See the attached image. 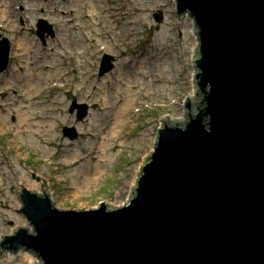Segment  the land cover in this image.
Segmentation results:
<instances>
[{"label": "water", "instance_id": "obj_1", "mask_svg": "<svg viewBox=\"0 0 264 264\" xmlns=\"http://www.w3.org/2000/svg\"><path fill=\"white\" fill-rule=\"evenodd\" d=\"M170 3L190 20L194 102L179 105V122L159 121L120 208H55L41 181L22 200L19 188L17 213L23 201L33 233L14 228L0 254L38 264H264V0ZM8 57L3 44L0 71ZM113 61L104 57L100 77ZM76 111L88 116L77 102Z\"/></svg>", "mask_w": 264, "mask_h": 264}, {"label": "rangeland", "instance_id": "obj_2", "mask_svg": "<svg viewBox=\"0 0 264 264\" xmlns=\"http://www.w3.org/2000/svg\"><path fill=\"white\" fill-rule=\"evenodd\" d=\"M43 2L47 14L42 6L28 7L26 20L57 18L60 30L44 47L32 20L24 35L31 49L28 55L24 50L13 55V61L21 68V61H35L34 75L45 64L49 71L41 69L45 75L30 87L25 84L29 70L0 73V241L14 228L29 230L17 213L19 188L34 192L40 179L55 208L122 207L143 154L151 157L159 121L179 122V105L194 102L190 20L173 14L170 0H99L98 6L90 0ZM17 3L8 2L0 21ZM159 13L162 23L155 20ZM11 17L19 21L25 14L15 10ZM11 17L1 25L13 29L9 39L16 42L19 32L16 25L10 27ZM106 55L115 68L99 78ZM31 98L30 109L21 111L22 102ZM75 101L90 108L82 122L69 113ZM65 127H75L79 139L65 138ZM0 264L27 263L23 254L1 252Z\"/></svg>", "mask_w": 264, "mask_h": 264}, {"label": "bare ground", "instance_id": "obj_3", "mask_svg": "<svg viewBox=\"0 0 264 264\" xmlns=\"http://www.w3.org/2000/svg\"><path fill=\"white\" fill-rule=\"evenodd\" d=\"M94 1H96V2H94ZM97 1H99V0H90V3H91V5L98 6V2H97ZM101 5H102V4H99L100 7H102ZM0 8H1V6H0ZM102 8H103V7H102ZM100 11H101V10H100ZM3 14H4V12H3ZM192 34H193V33H192ZM25 46H27V45H26V41L22 42V43L19 45L20 51H21L22 49H24ZM29 49H30V47L27 48L26 50H24V52H25L27 55H28V51H29ZM16 55H17V54H16ZM31 59H32V58L29 57L28 60H31ZM20 63H21V64H24V66H23V67H25L24 69H26V71L29 70V72H30L31 75H32V70H34V69L37 67V64L35 63V61H34L33 64L27 63V60H26V61H21ZM15 68H16V70H17V69H18V66H15ZM37 72H38V75H32V76H31V78H30V80H29V82H28L29 87L32 86V85H36V81H39V80H37V79L43 77L44 74L41 72V69L38 68V69H37ZM26 73H27V72H26ZM132 89H133V88H132ZM129 102H131V100L128 101V103H129ZM25 104H26V106L23 107L21 111H27V110H29L30 107L32 106V102L23 103L22 105H25ZM30 118L33 119L31 116H30ZM19 120H20V123L23 124V123L25 122V116L20 114V115H19ZM169 121H170V122H171V121H172V122H177L178 120H174V119H171V118H170ZM32 122H35V120L33 119ZM35 123H36V122H35ZM116 125H118V123H116ZM36 128H37V129H40V126H37ZM117 128H118V126H117ZM113 130H114V128L111 130V132H113ZM98 172H100V168L97 169V172H96V173H98ZM40 181L42 182L41 187H42L43 190H44V188H45V186H46V184L43 182V180L40 179V180L38 181V183L33 184V187H32V190H33L34 192H36V193L39 192ZM27 227H28V226H27ZM29 228H30V226H29ZM10 257L12 258V256H10ZM23 257H24V259L26 260V263H27V264H37V262L34 260L33 256H30V255H28V254H23Z\"/></svg>", "mask_w": 264, "mask_h": 264}]
</instances>
